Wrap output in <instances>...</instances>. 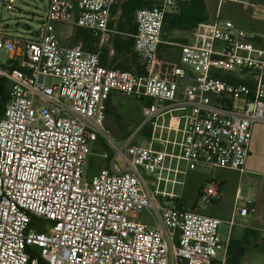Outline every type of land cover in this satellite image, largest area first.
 <instances>
[{
  "label": "built area",
  "instance_id": "1",
  "mask_svg": "<svg viewBox=\"0 0 264 264\" xmlns=\"http://www.w3.org/2000/svg\"><path fill=\"white\" fill-rule=\"evenodd\" d=\"M125 1L47 0L36 31L11 35L3 13L19 10L0 0V264H212L223 247L221 221L185 208L176 188L199 168L243 171L252 127L264 123V47L216 17L177 45V61L161 60L164 15L193 0H147L134 11L139 74L104 67L99 49L58 41L55 23L101 45ZM111 94L144 102L141 125L119 144L105 126ZM102 141L114 154L101 156L120 158L122 171L113 164L88 179ZM220 185L205 182L198 202H212ZM143 211L154 226L133 220ZM248 211L235 207L229 225Z\"/></svg>",
  "mask_w": 264,
  "mask_h": 264
},
{
  "label": "crops",
  "instance_id": "2",
  "mask_svg": "<svg viewBox=\"0 0 264 264\" xmlns=\"http://www.w3.org/2000/svg\"><path fill=\"white\" fill-rule=\"evenodd\" d=\"M249 2V5L230 2L217 5L229 4L230 6L225 12V20L232 21L236 28L255 36L254 43L259 47H264V0H249ZM123 3L112 10L108 23L107 40L101 45H98L97 40L89 32L74 25L67 26L66 30H59L55 27L58 41L63 46H78L86 51L99 49L100 62L104 67L139 74L137 57L132 47L133 35L136 31L134 13L128 19L124 18L121 11L118 10L120 6H123ZM205 3L207 10V0ZM216 17L223 19L219 9H217L214 18L209 17V21H214ZM159 51L158 57L161 60H171L162 57ZM178 58L179 54L175 60L177 61ZM113 95L115 94L110 95L106 103V113L111 108ZM101 159L95 160V166L89 173L86 171V166L91 165V160H87L84 169L86 178H91L102 168L112 171L113 164L117 166L114 171H122L121 160L118 161V164L117 160H110L102 156ZM212 178L221 181L217 197L207 203L210 205L208 207L201 209L194 205L193 208H190L195 212L199 210L201 215L221 221L218 234L223 247L217 252L212 264H264V239L260 236L261 230H264V123H257L252 127L248 157L243 171L214 169L211 170V174L205 182ZM183 206L187 208L184 203ZM235 207H248L253 211H248L244 216L235 215L234 225L231 226L228 222L231 220ZM221 225L223 226L219 231Z\"/></svg>",
  "mask_w": 264,
  "mask_h": 264
},
{
  "label": "rangeland",
  "instance_id": "3",
  "mask_svg": "<svg viewBox=\"0 0 264 264\" xmlns=\"http://www.w3.org/2000/svg\"><path fill=\"white\" fill-rule=\"evenodd\" d=\"M47 6V0H14L13 7L18 9L16 14L3 13V18L6 20L11 35H27L32 31H36L41 24V17L43 16ZM229 4L218 6L214 0H207V13L212 19L214 18L217 9L221 12V16L225 19V12L227 11ZM31 14L34 18H31ZM208 17V18H209ZM210 20V19H209ZM64 24L55 23L54 27L57 29H67ZM29 31V32H28ZM190 32L168 30L163 29L162 44L160 47V55L167 59L175 60L178 55L177 45L179 40L189 38ZM170 43V44H166ZM6 57L5 51H0V64L3 63ZM45 84L48 86L51 84V79L47 78ZM144 102L132 97H123L121 95H113L111 99V108L106 113V127L111 131V136L117 144L128 139L136 129L142 123L141 108ZM136 140H139V135L135 136ZM142 142V139L140 140ZM107 153L112 158L114 152L109 148L105 142H97L91 148V154L88 156V160H91V165L86 166L88 173L95 166V160H102L101 155ZM119 164L120 158H117ZM211 174V170L207 168H199L194 171H189L184 177V185L176 188V193L179 194L181 201L187 208H193L194 205L200 207L210 206L209 204L198 203V193L200 185L204 184L206 179ZM146 179L154 178V174L144 173ZM150 188H152L150 186ZM198 203V204H197ZM199 213V210H196ZM148 211H143L133 220L147 224L148 226H154V217ZM132 219V218H131ZM220 226L219 231H221Z\"/></svg>",
  "mask_w": 264,
  "mask_h": 264
},
{
  "label": "trees",
  "instance_id": "4",
  "mask_svg": "<svg viewBox=\"0 0 264 264\" xmlns=\"http://www.w3.org/2000/svg\"><path fill=\"white\" fill-rule=\"evenodd\" d=\"M147 5V0H127L123 3V6L118 8V10L121 11V15L124 18L128 19L135 10ZM207 21H209V18L205 0H193L188 3H180L175 11L166 13L163 20V29L167 28L168 30L191 32L198 23ZM184 42H186V39L179 40L178 43ZM160 47L161 44L159 45V50ZM4 102L5 96L3 95L0 87V116L3 110ZM139 135L142 138L147 137L149 135L148 129H142L139 132ZM180 204L183 205L181 201Z\"/></svg>",
  "mask_w": 264,
  "mask_h": 264
}]
</instances>
